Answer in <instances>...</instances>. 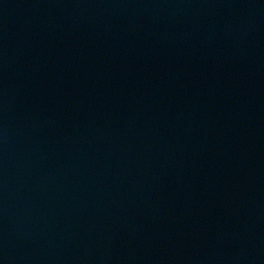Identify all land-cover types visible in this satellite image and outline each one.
Here are the masks:
<instances>
[{"label": "water", "instance_id": "1", "mask_svg": "<svg viewBox=\"0 0 264 264\" xmlns=\"http://www.w3.org/2000/svg\"><path fill=\"white\" fill-rule=\"evenodd\" d=\"M0 264H264V0H0Z\"/></svg>", "mask_w": 264, "mask_h": 264}]
</instances>
